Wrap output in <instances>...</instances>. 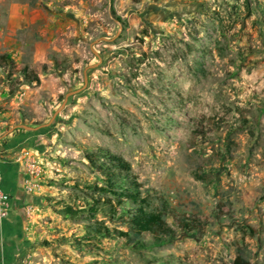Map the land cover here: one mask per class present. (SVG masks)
I'll return each mask as SVG.
<instances>
[{
  "label": "rangeland",
  "instance_id": "rangeland-1",
  "mask_svg": "<svg viewBox=\"0 0 264 264\" xmlns=\"http://www.w3.org/2000/svg\"><path fill=\"white\" fill-rule=\"evenodd\" d=\"M0 57V129L27 132L34 163L14 264H264V0H0ZM107 154L202 231L136 251L107 212L65 215L123 210Z\"/></svg>",
  "mask_w": 264,
  "mask_h": 264
},
{
  "label": "trees",
  "instance_id": "trees-1",
  "mask_svg": "<svg viewBox=\"0 0 264 264\" xmlns=\"http://www.w3.org/2000/svg\"><path fill=\"white\" fill-rule=\"evenodd\" d=\"M7 65L11 66V62H8ZM13 68L24 78L25 82L39 81L38 76L29 71L26 66L14 65ZM106 158L112 168H105V165L102 164L97 167V172L106 186L122 189L118 194L125 198L119 203V206H123V210L118 212L116 207L108 202L94 201L88 204L87 211L67 206L63 210L65 215L74 218L88 211L92 213L105 211L104 214L107 212L106 216L109 219H118L126 226V230H114L119 237L124 238L128 247L136 251L170 243L175 239L178 231H202L205 221L199 215L178 210L166 199L160 198L153 208L150 207L148 197L141 194L137 183L130 180L127 185H123L124 181L119 179V174L115 171L118 169L128 172L130 164L115 154H107ZM105 188L102 187L103 190H106ZM100 205H105L104 209H101ZM220 212L222 214L223 210L221 209ZM89 231L100 237L111 234L110 227L100 220L89 225ZM145 237H149V239H145ZM236 251L232 264H254L243 254L241 248H237Z\"/></svg>",
  "mask_w": 264,
  "mask_h": 264
},
{
  "label": "crops",
  "instance_id": "crops-1",
  "mask_svg": "<svg viewBox=\"0 0 264 264\" xmlns=\"http://www.w3.org/2000/svg\"><path fill=\"white\" fill-rule=\"evenodd\" d=\"M27 142V132L6 134L0 129V187L11 201L8 214L0 218V264H14L24 242L18 202L29 195L21 152Z\"/></svg>",
  "mask_w": 264,
  "mask_h": 264
},
{
  "label": "built area",
  "instance_id": "built-area-1",
  "mask_svg": "<svg viewBox=\"0 0 264 264\" xmlns=\"http://www.w3.org/2000/svg\"><path fill=\"white\" fill-rule=\"evenodd\" d=\"M24 155H28V152H24L22 154V159L24 157ZM24 168L28 174V176H30L29 172H32V170L34 171V163L29 162V161H24L23 162ZM35 189V184H33L30 180V178H28V182L26 184L25 190L27 193L32 192ZM10 195L6 192L3 191V189L0 187V218L5 217L8 214L9 208H10Z\"/></svg>",
  "mask_w": 264,
  "mask_h": 264
}]
</instances>
